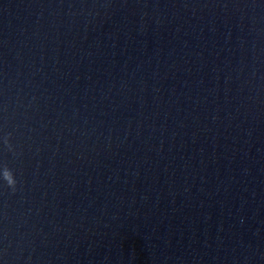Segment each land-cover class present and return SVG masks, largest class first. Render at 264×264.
<instances>
[{
	"label": "water",
	"instance_id": "obj_1",
	"mask_svg": "<svg viewBox=\"0 0 264 264\" xmlns=\"http://www.w3.org/2000/svg\"><path fill=\"white\" fill-rule=\"evenodd\" d=\"M0 264H264V0H0Z\"/></svg>",
	"mask_w": 264,
	"mask_h": 264
}]
</instances>
